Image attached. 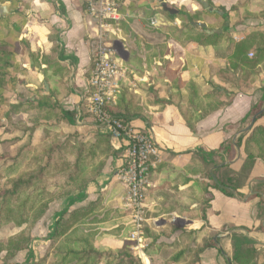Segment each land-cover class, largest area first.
I'll use <instances>...</instances> for the list:
<instances>
[{
	"label": "crops",
	"instance_id": "1",
	"mask_svg": "<svg viewBox=\"0 0 264 264\" xmlns=\"http://www.w3.org/2000/svg\"><path fill=\"white\" fill-rule=\"evenodd\" d=\"M116 1L120 19L114 23L109 40L114 44L116 59L127 67L129 80L135 84L134 87L127 84L124 88L140 95L144 103L154 98L164 101L161 105L145 103L151 116L149 122L139 117L130 121L150 136L161 150L162 162L148 176L150 185L144 200L145 210H157L166 197L177 200V193L192 198L196 195L200 198L206 193L207 202L199 212L200 216L197 219L183 218V228L193 231L195 244L207 245L199 251L196 264H238L233 259V232L245 233L253 241L251 247L257 251L256 262L264 264V185H259L260 181L264 182V160L257 157L256 147L251 142L247 143L254 127H264V115H258L248 130L251 119L243 123V118L253 106H264L261 88L264 86V72L258 64L257 72L248 77L249 85L242 87L241 80L246 72L242 65L232 60L236 43L255 30L264 34V18H246L237 23V14L231 7L241 0H209L213 5L224 7L227 12L224 20L220 9L214 7L211 11L203 7L201 0ZM247 1L249 12L257 13L264 7V0H255L259 5L254 8L248 6L252 0ZM5 2L9 4L8 12L0 10V45L10 52L14 69L11 70L9 90L4 93V103L0 107L3 125L6 126L8 119L12 123L25 121V114H7L8 104L27 97L33 99L34 90L42 85L44 93L52 89L60 94L64 110L74 112V125L64 128L66 134L86 138L92 133L106 132L104 125L96 123L84 111L92 61L90 37L96 29L95 21L87 12V0H0V5ZM162 4L177 12L165 11ZM180 10L187 13L184 21L190 27H197L206 34H209L206 29L221 30L220 33H212L222 35L220 43L181 44L164 32L162 26H181L179 17H170ZM196 22L205 23L206 28H201ZM160 46L167 49L163 57L151 56L153 47ZM33 54L56 59L65 66L68 75L64 86L58 83V75L43 70L44 64L42 69L33 65ZM248 57L251 56L248 54ZM34 68L42 71L49 85L48 91L38 81ZM136 77H143L146 81L135 82ZM188 82L198 86L200 96L205 99L203 103L207 100L226 103L201 116V110L189 101L190 92L185 87ZM152 83H155L156 93L154 98H147L145 95ZM215 91L220 95L214 99L213 96L207 98ZM7 94L11 97L7 98ZM76 109L80 110L79 118L76 117ZM188 120H192V126ZM242 133L245 135L237 145ZM0 134V141L22 136L21 131H9L4 127L0 128ZM111 143L116 149L115 155L108 158L97 179L88 184L84 197L76 199L68 210L100 198L110 213L101 223V230H115L100 234L97 246L120 251L128 236L117 235L116 228L127 220L125 224L130 223V226L126 233H129L131 221L125 211V214H119L126 189L113 176L124 161V141L111 137ZM198 150L212 155L206 161H198ZM247 153L255 156L251 166L246 165ZM196 162H202L204 174L192 173L188 169ZM214 183H232L236 194L227 196L214 188ZM254 192L259 194L253 195ZM191 203L193 208L195 203L193 200ZM145 251L141 255L138 252L134 254L142 264H149Z\"/></svg>",
	"mask_w": 264,
	"mask_h": 264
},
{
	"label": "trees",
	"instance_id": "2",
	"mask_svg": "<svg viewBox=\"0 0 264 264\" xmlns=\"http://www.w3.org/2000/svg\"><path fill=\"white\" fill-rule=\"evenodd\" d=\"M210 4V1L207 0ZM247 0H241L239 4L233 5L231 10L237 14V23L246 18L259 17L264 18V7L257 13L249 12L246 9ZM222 11V18L227 17L224 7L217 6ZM187 13L180 10L171 18L179 17L182 21L181 26L165 25L161 29L169 33L181 44L188 42H196L200 45H216L219 44L222 35L206 34L197 27H190L184 21ZM167 51L165 46L153 47L151 56L163 57ZM251 53L252 56L248 57ZM33 65L43 70H49L53 74L58 75V83L64 86L68 72L65 66L56 59H50L47 56L39 57L33 54ZM13 60L10 58V52L7 48L0 45V107L4 103V93L9 90V82L12 80L11 70L14 69ZM232 60L235 64H240L246 72L241 80L242 87H247L248 77L255 74V68L261 64L264 72V34L261 30H255L246 35L243 41L236 43L233 47ZM251 72V73H249ZM155 83L148 87L145 95L147 98H154L156 90ZM189 93V101L195 104L196 108L201 110V116L207 114L226 103L223 100L211 101L203 103L205 99L200 96L198 86L193 82L185 85ZM264 94V86L261 87ZM59 93L50 89L48 93H44L42 85L34 90L33 99L27 97L19 100L17 103H10L7 107V114H25V121H17L12 123L10 119L6 120V126L0 119V128L19 130L22 132L21 137H12L1 142V146L6 149L13 150L14 155H18L15 159H21L22 154H26V162L14 174L7 187L0 190V225L7 221H16L21 224L22 221L16 220L14 217L4 212L8 202H15L19 194L26 191L25 198L12 210L28 211L30 213L28 221L31 223L40 217L53 199L65 198L66 207L58 213V217L54 224V229L50 234V238L54 243L58 242L53 252V264H97L98 257L101 256L100 250L96 249L95 238L100 234L93 224H97L103 219L101 199L97 198L85 207H78L69 211L68 208L76 199L84 197V192L89 183L95 181L101 174V171L109 157L115 155V147L111 143V137L107 132L92 133L90 137H79L77 135L66 134L63 130L65 127L74 125V112L64 110L60 101ZM220 95L215 91L209 97L213 99ZM164 102L162 99L154 98L147 100L145 103L159 104ZM141 101V96L135 94L131 90L123 88L119 94L116 103L108 106V112L115 118L123 122H130L132 119L141 118L149 122L151 116L147 110V105ZM190 107V106H189ZM262 104L255 105L243 118V123L249 122L254 113H256ZM264 115L262 113L258 117ZM8 118V117H6ZM189 126H192V120H188ZM8 125V126H7ZM39 131L35 140V134ZM245 133H242L236 143L241 144ZM27 140V143L24 144ZM252 143L256 147L257 157L264 160V127L256 126L252 129L247 138V143ZM24 144V145H23ZM198 161H206L212 153L199 152ZM255 156L247 153L246 165L251 166ZM192 173L204 174L202 162H196L188 166ZM40 174L43 178V184L37 185L29 190L30 186L35 183L36 176ZM1 176V174H0ZM39 176V175H38ZM37 176V177H38ZM259 185H264L263 181ZM213 187L219 189L227 196L236 194V188L232 183L228 185L214 183ZM206 189V188H205ZM51 192L52 195L44 198V194ZM259 194L254 192L253 195ZM163 205L158 207L156 214L176 212L177 214L187 216L191 219H197L200 215L195 208H182L177 201L169 200L167 197L162 202ZM146 216L147 211H146ZM174 229V228H172ZM248 233L249 230L246 229ZM175 244L176 251L170 258V262L174 264H196L198 253L205 245L195 244L193 231L183 229L179 238L177 237ZM233 246V259L238 264H258L256 262L257 251L251 247L253 241L245 234L233 232L231 235ZM28 240L22 235L10 238L4 246L9 254L25 248ZM128 246H123V256L116 254L112 260L118 258L128 259L127 264H141L139 259L132 257ZM124 261H122L123 263ZM32 264V263H25ZM110 264V263H109Z\"/></svg>",
	"mask_w": 264,
	"mask_h": 264
},
{
	"label": "built area",
	"instance_id": "3",
	"mask_svg": "<svg viewBox=\"0 0 264 264\" xmlns=\"http://www.w3.org/2000/svg\"><path fill=\"white\" fill-rule=\"evenodd\" d=\"M87 12L95 21L96 29L90 37L92 61L84 111L96 123L104 125L110 137L124 141V161L113 176L125 186L122 207L131 221L128 240L141 255L148 246L143 231V224L148 220L144 207L146 186L151 170L162 162L161 150L143 130L113 117L107 110L116 103L127 84L135 86L129 80L127 67L116 59L114 44L109 40L114 23L120 19L117 1L87 0ZM137 81L146 80L136 77ZM75 113L77 118L81 116L79 109Z\"/></svg>",
	"mask_w": 264,
	"mask_h": 264
},
{
	"label": "rangeland",
	"instance_id": "4",
	"mask_svg": "<svg viewBox=\"0 0 264 264\" xmlns=\"http://www.w3.org/2000/svg\"><path fill=\"white\" fill-rule=\"evenodd\" d=\"M211 4V3H210ZM259 5V1L252 0L248 6L251 8L256 7ZM211 6L216 8V5L211 4ZM224 20V19H223ZM34 75V74H33ZM31 84V83H30ZM31 92V91H30ZM29 91L26 95H28ZM7 98L11 97V94H7ZM3 115L0 112V117ZM39 131L35 134V140L38 136ZM71 134V133H69ZM74 135V134H72ZM1 138V134H0ZM27 143V140L24 144ZM23 144V145H24ZM13 150L6 149L5 147L1 146L0 142V190L7 187V184L10 183V179L14 176L16 172L21 168L23 163L26 162V154H22L21 159H15L18 155H14ZM39 175V176H38ZM36 176L35 183L30 186L29 190L37 185L43 184V178L40 174ZM150 183L146 186V193L149 188ZM26 191H23L19 194L18 199L15 202H8L6 209L4 212L14 217L16 220L21 219L22 223L19 224L16 221H7L6 223L0 225V264H25V263H32V264H53V252L54 248L58 242L54 243L53 240L49 237L54 229L55 221L58 217V212L62 211L65 208V198H57L53 199L43 214L38 217L35 221L29 222L30 213L28 211H15L12 210L16 207L19 203H22ZM145 193V197H146ZM161 193V192H160ZM52 195L51 192H47L44 194V198H48ZM177 203L180 207L184 208H191L192 203L191 200L195 204H193V208L197 209L199 212L203 209L207 202V194L203 193L202 197L194 196L187 197L182 193H177ZM197 198L200 199V202L197 203ZM96 200V199H95ZM93 202V201H92ZM91 203V202H90ZM88 203L87 205H89ZM85 205V206H87ZM102 214L100 218L103 220L98 222L97 224H93L92 226L97 228L100 234L103 232H114L115 229L110 228L108 231L101 230L100 225L107 217H109L110 213L102 204ZM79 206V207H85ZM78 208V207H77ZM76 208H70L69 211L74 210ZM122 210L119 211L120 215H123L124 209L121 207ZM155 211L147 210L148 220L143 224V231L144 235L146 236V242L148 246L144 249L146 250V255L148 256L149 264H174L170 262V258L176 251L175 244L177 243V237L181 234L183 228V224L185 223V216L180 215L173 212L170 213H163V214H156ZM127 213V212H125ZM124 213V214H125ZM118 214V211L117 213ZM114 215V214H113ZM199 215V214H198ZM154 218V220L152 218ZM181 217V218H180ZM124 223L120 224L116 230V234H122L128 236L129 233L126 228L129 229L130 223L125 224L128 221H123ZM52 227V229H50ZM174 228V229H172ZM131 229V228H130ZM51 230V231H50ZM125 230V231H124ZM50 232V233H49ZM99 234V235H100ZM17 235H22V237L28 240V243L25 248L17 250L12 254H9L6 249H4L5 244L10 238H14ZM98 235V236H99ZM97 236V237H98ZM97 237L95 238L94 245L96 249L100 250L101 256L98 257L97 264H127L128 259L122 257L118 258L117 260H112V258L116 254H121L123 256V251H113L110 248H105L104 246H97ZM173 240L171 241V239ZM128 240V239H127ZM128 246L127 248L130 250L132 257L139 259L138 255L134 254L136 251L132 248L133 243L131 241H125L123 246ZM122 246V247H123ZM34 248V249H33ZM122 261H124L122 263ZM141 262V260H140ZM142 264V263H141Z\"/></svg>",
	"mask_w": 264,
	"mask_h": 264
},
{
	"label": "water",
	"instance_id": "5",
	"mask_svg": "<svg viewBox=\"0 0 264 264\" xmlns=\"http://www.w3.org/2000/svg\"><path fill=\"white\" fill-rule=\"evenodd\" d=\"M201 3H202V5H203V7L207 8V9H209V10H211V11L214 10L213 7L209 6V3H208L207 0H201ZM8 4H9L8 2H5V3L1 4V5H0V10H1V11L3 10V11L8 12V11H7V6H8ZM162 7H163V9H164L165 11H167V12H169V13H176V12H177L176 10L167 7L165 4H162ZM215 10H216V9H215ZM220 13H222V12L220 11ZM1 14L3 15L2 12H1ZM195 24L198 25V26H200L201 28H206V24H205V23L196 22ZM205 31H206L207 33H209V34H212V33H220V32H221V30H207V29H206ZM34 71L37 72V79H38V81H39L40 83L43 84V86H44V88H45V91H48V90H49V85H48V83L45 81V79H44V75H43L42 71L39 70V69H37V68H34ZM263 112H264V106H263V107H262L257 113H255V114L252 116L251 121H250L249 125H248L247 128H246L247 130L251 128V126L253 125V123H254L256 117H257L258 115L262 114Z\"/></svg>",
	"mask_w": 264,
	"mask_h": 264
}]
</instances>
